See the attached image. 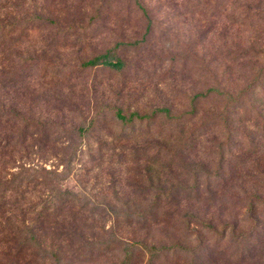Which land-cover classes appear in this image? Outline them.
<instances>
[{
  "label": "rangeland",
  "instance_id": "1",
  "mask_svg": "<svg viewBox=\"0 0 264 264\" xmlns=\"http://www.w3.org/2000/svg\"><path fill=\"white\" fill-rule=\"evenodd\" d=\"M104 53L121 65H82ZM0 72L51 125L37 145L60 192L101 204L74 203L80 221L162 247L126 264H264L242 199L264 200V0H0ZM203 213L215 232L194 227ZM100 247L62 245L55 264H121ZM34 254L17 264H46Z\"/></svg>",
  "mask_w": 264,
  "mask_h": 264
},
{
  "label": "trees",
  "instance_id": "2",
  "mask_svg": "<svg viewBox=\"0 0 264 264\" xmlns=\"http://www.w3.org/2000/svg\"><path fill=\"white\" fill-rule=\"evenodd\" d=\"M13 25L8 24L12 27ZM99 64L118 68L121 62L119 59L108 58L104 53L82 63L85 67ZM6 74L12 75L13 72ZM10 82H0V91L4 92L0 97V258L13 259V264H17V257L23 253H35L36 257L41 256L44 263L55 264L64 253L61 251L62 245L72 247L73 243H87L90 246L101 244L97 250L103 254L112 253L117 248L121 264L129 263L135 252L142 253L148 259L156 255L162 247L148 245L145 243L146 237L121 236L117 233L115 220L110 221L107 229L102 224L85 225L80 221L84 219L80 214L81 206L79 210H73V204L86 199L94 203L96 201L92 197H79V193H76L77 197H68L69 191L66 188L60 192L62 178L58 176L61 173L53 169L54 167L46 168L45 157L40 155L43 148L37 145L46 141L54 131H50L51 125L34 120L30 110L22 112L15 109L14 100L8 96ZM162 111L168 112L167 109ZM134 116L137 117L135 113H131L124 117L119 109L115 112V117L121 121H131ZM85 129L83 126L70 127V130L79 136L85 133ZM78 152L81 156L82 152ZM231 193L224 196L230 197ZM242 199L245 218L255 224L259 233L264 235V200L256 194L244 196ZM95 205L101 204L96 202ZM257 208H261L263 212L257 214ZM99 213L92 212L87 218L100 222L104 217H108L106 212H101V215ZM193 215L196 219V223H193L195 228L215 232L209 222L210 218L206 219V213H203L201 218ZM113 216L116 217L115 214ZM229 226L230 224L225 222L220 224L222 233H217L220 240L225 238ZM88 229L95 233L86 235ZM76 249L78 248H74ZM90 252L91 249L83 251L84 255Z\"/></svg>",
  "mask_w": 264,
  "mask_h": 264
}]
</instances>
